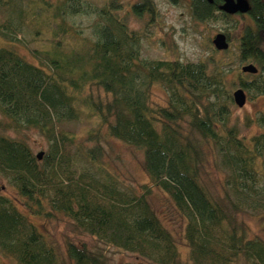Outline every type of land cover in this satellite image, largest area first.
Listing matches in <instances>:
<instances>
[{
    "label": "trees",
    "instance_id": "1",
    "mask_svg": "<svg viewBox=\"0 0 264 264\" xmlns=\"http://www.w3.org/2000/svg\"><path fill=\"white\" fill-rule=\"evenodd\" d=\"M249 1L252 22L237 45L240 60L259 71L247 78L239 70L228 79L229 50H224L228 57L211 62L141 58V35L130 27L127 13L153 21L154 0L132 2L131 11L120 0L107 1L96 12L92 37L69 21L70 15L87 12L79 0H27L26 5L0 0V128L5 131L0 175L15 191L0 192L2 254L15 264H62L31 218L63 215L82 232L152 264H182L173 234L150 201L160 188L187 220L191 264H264V238H250L249 226L238 219L264 214V132L250 139L239 135L231 117L234 91L227 89L231 84L251 98L264 96V0ZM222 2L191 0L192 14L199 20L217 12L233 17L220 9ZM25 28L35 33L33 39L21 35ZM154 85L167 92L166 106L153 105ZM83 115L98 117L108 136L144 150L147 182L121 186L104 166V174L97 175L75 164L74 146L89 162L101 163L98 133L82 135L66 127ZM187 121L189 132L182 127ZM258 121L264 126V114ZM31 129L48 143L41 159L23 136L6 133ZM93 140V147L86 145ZM204 145L224 174L223 195L204 180ZM66 253L71 264H108L105 255L72 240L66 241Z\"/></svg>",
    "mask_w": 264,
    "mask_h": 264
},
{
    "label": "rangeland",
    "instance_id": "2",
    "mask_svg": "<svg viewBox=\"0 0 264 264\" xmlns=\"http://www.w3.org/2000/svg\"><path fill=\"white\" fill-rule=\"evenodd\" d=\"M51 1L55 2V0ZM107 1L109 0H79V5L88 8L87 12L80 11L70 15L68 17L69 21L79 27L85 36L92 37L91 25L96 19V12ZM120 1L123 3L125 11H131V3L138 0ZM154 2L158 14L153 21L149 19L148 15L137 17L132 13H127V21L130 27L137 30L141 35V58L147 60L177 58L183 63H200L211 62L212 58L228 57L227 54H229V63L226 64L229 72L228 79L236 78L238 71H242V66L248 64L240 60L237 45L244 27L252 22L248 13H245V16L238 13L233 14V17H225L217 12L216 16L211 19L199 20L192 14L191 0H178V2L154 0ZM26 3L27 0H24L25 5ZM218 33L227 35L230 43L229 53L227 54L224 53V50H217L214 46L213 39ZM21 35L27 40H31L35 33L25 28ZM31 45L35 47L36 43L31 42ZM21 51L29 60L36 62L26 48H22ZM246 77L251 78L249 73H246ZM227 89L234 91L236 87L227 84ZM246 93L248 99L243 107L234 104L230 108L232 123L236 126L239 135L250 139L252 136L264 132V126L259 124L258 121L260 115L264 114V96L251 98L247 91ZM151 98L155 106H166L169 100L167 92L160 85L152 87ZM0 119H2L1 113ZM66 127L82 135L89 132V130L98 133L97 142L100 144L98 158L101 163L89 162L80 148L71 147L73 161L80 169H87L97 175H103L104 166L117 175L121 186L127 185L137 188L140 184L148 181V175L144 170V150L108 136L107 125L100 124L98 117L88 118L83 115L80 119L68 123ZM182 127L189 132L188 121ZM4 132L0 128V134ZM6 133L15 137L23 136L35 154L46 151L48 148L47 141L37 130H26L22 135H18L13 130L6 131ZM86 145L93 147L94 140L88 141ZM204 149L208 156L203 170L204 180L216 194L223 195L224 174L214 166L210 146L204 145ZM0 192L9 195L15 193L14 189L1 175ZM150 201L164 225L173 234L180 251L181 263L191 264L189 259L190 250L185 239L186 218L177 210L170 196L160 188H154ZM31 219L56 247L62 264H71L66 253L67 240H72L78 245H86L92 251L105 255L108 264H152L134 252L125 251L82 232L63 215H59L52 220H42L34 217ZM238 219L243 220L249 226L250 238L255 236L264 238V214L258 216L240 214ZM0 264H15V262L0 252ZM241 264L250 263L241 261Z\"/></svg>",
    "mask_w": 264,
    "mask_h": 264
},
{
    "label": "water",
    "instance_id": "3",
    "mask_svg": "<svg viewBox=\"0 0 264 264\" xmlns=\"http://www.w3.org/2000/svg\"><path fill=\"white\" fill-rule=\"evenodd\" d=\"M213 2L214 0H208ZM220 9L229 14H245L250 10V1L249 0H223L220 4ZM214 46L217 50H228L230 47L229 40L227 35L224 33L216 34L213 39ZM242 71L245 73L256 74L259 71V68L254 63H248L242 66ZM233 98L239 107H243L248 99L247 93L244 88L239 87L234 90ZM38 158L41 159L43 156V151L37 154ZM124 264H133V263H124Z\"/></svg>",
    "mask_w": 264,
    "mask_h": 264
}]
</instances>
